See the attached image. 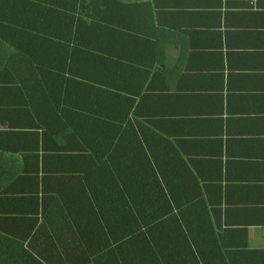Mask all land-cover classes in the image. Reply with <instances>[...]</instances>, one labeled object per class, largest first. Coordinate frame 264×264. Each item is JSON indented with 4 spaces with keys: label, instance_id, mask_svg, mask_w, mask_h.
<instances>
[{
    "label": "crops",
    "instance_id": "1",
    "mask_svg": "<svg viewBox=\"0 0 264 264\" xmlns=\"http://www.w3.org/2000/svg\"><path fill=\"white\" fill-rule=\"evenodd\" d=\"M7 2L0 0V23L27 15L44 32L32 30V35L47 45L69 37V0H53L56 9L48 16L35 11L49 9L44 0ZM71 15L80 16L79 5ZM82 20L95 23L86 41L106 58L98 67L104 75L91 79L82 88V97L73 96L81 108L72 105L71 116L85 115L90 125L97 114H104L126 134H136L138 153L146 151L149 165L183 167V183L197 179L199 198L210 201L189 212L190 217L205 218L207 224L192 227L191 223L189 229L212 230L215 235L210 233L209 244L227 249L225 264H264V0H97ZM75 31L74 23L72 38ZM11 52L0 41V73ZM42 60L54 64L45 54ZM7 65L6 81L0 86L10 88L13 64ZM95 76L92 73L90 78ZM112 93L118 97H111ZM46 106L27 110L26 141L0 124V193L15 197L19 190H27V201L18 210L27 209V220H36L33 227L27 223L31 235L24 242V264H111L109 258L90 254L77 232L59 228L65 213L60 197L78 193L85 172L90 176L96 165L90 158L94 144L72 141L69 159H64L58 147L65 142L63 127H50L63 137L37 129L38 119L44 122L60 112ZM89 131L94 138L93 129ZM112 131L116 129L108 135ZM19 143L26 153L18 152ZM119 162L128 163L122 158ZM21 165L27 168L24 183L16 179ZM92 230L90 247L115 248L111 229Z\"/></svg>",
    "mask_w": 264,
    "mask_h": 264
},
{
    "label": "trees",
    "instance_id": "2",
    "mask_svg": "<svg viewBox=\"0 0 264 264\" xmlns=\"http://www.w3.org/2000/svg\"><path fill=\"white\" fill-rule=\"evenodd\" d=\"M44 1L49 9L41 7L35 11L41 16H48V12L51 13L56 7L51 6L54 5L53 0ZM96 1L69 0L66 16L71 21L70 35L66 39L50 41L49 45L42 42L38 35H32V30L39 35L44 32L38 22L27 20V15L13 22L0 23V41L12 50L4 69L1 67L4 73H0V81H6L7 64H13V71L10 72L13 79L9 80L13 81L11 87L0 86V124L19 132L21 141H26L27 124L23 117H27V110L31 112L35 108L38 111L39 104L47 103L46 109L54 108L60 112L55 118L44 122L38 119L37 129L42 130L44 135L56 137L62 136L61 133L52 131L50 127L57 124L63 127L65 142L58 147L64 159H69L70 155L66 154L73 149L72 141L79 144V141L93 142L94 146L90 148L94 150L90 151V158L96 165L90 169L89 177H86L88 171L85 172L82 185L76 188L78 193H66L69 196L60 197L65 213L59 225L63 231L69 228L73 230L72 233L77 232L90 254L97 253L109 258L111 264H225L224 261L229 259L227 249L209 244L211 234L215 235L211 229V234L189 229L191 223L192 227L207 224L205 218L189 215L191 210L203 208L210 202L199 198L200 184L197 179L185 185L183 167L168 169L166 166L154 168L149 165L146 151L143 149L138 153L136 134H126L124 129L112 124L110 117L97 114L89 125L83 119L85 115L82 118L71 116L74 108H81L74 103L73 96L81 93L91 79L104 75L98 67L100 59L106 56L95 53V48L86 41L88 31L93 29L95 23L82 20L83 15L88 16V10L94 7ZM77 3L80 16L75 19L71 14L77 12ZM74 23L76 31L72 38ZM97 26L100 27L99 24ZM47 49H50L49 53L45 52ZM53 49H59L61 53L53 54ZM44 54L52 57L54 64L44 63ZM69 63L76 66L70 67ZM31 65L34 70L29 72L27 66ZM92 73L96 76L90 78ZM114 89L118 90V87ZM3 96L6 100H3ZM110 96L117 98L118 94L112 93ZM6 107L8 109H4ZM89 128L93 129L94 138ZM107 128H115L116 132L108 135L110 130ZM124 136H128V143L123 148ZM16 149L27 152V148L21 144ZM121 158L128 163L120 164ZM18 174L16 179L20 183L27 181L25 166H20ZM19 191L20 195L15 197L0 193V264H24L27 259L24 242L31 235V231H27V223L33 227L36 220H27V209L18 210L20 204L27 201V190ZM18 225L22 231L17 230ZM94 227L111 229L115 248L90 247ZM119 258L120 262L117 263Z\"/></svg>",
    "mask_w": 264,
    "mask_h": 264
}]
</instances>
